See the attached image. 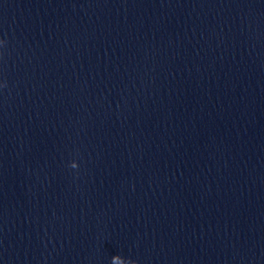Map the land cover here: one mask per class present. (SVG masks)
I'll return each mask as SVG.
<instances>
[{"label": "clouds", "instance_id": "obj_1", "mask_svg": "<svg viewBox=\"0 0 264 264\" xmlns=\"http://www.w3.org/2000/svg\"><path fill=\"white\" fill-rule=\"evenodd\" d=\"M129 264H134V262L129 261Z\"/></svg>", "mask_w": 264, "mask_h": 264}]
</instances>
